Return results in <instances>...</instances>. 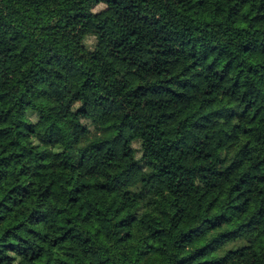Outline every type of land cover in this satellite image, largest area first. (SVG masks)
<instances>
[{
    "label": "trees",
    "instance_id": "obj_1",
    "mask_svg": "<svg viewBox=\"0 0 264 264\" xmlns=\"http://www.w3.org/2000/svg\"><path fill=\"white\" fill-rule=\"evenodd\" d=\"M0 264H264V0H0Z\"/></svg>",
    "mask_w": 264,
    "mask_h": 264
},
{
    "label": "rangeland",
    "instance_id": "obj_2",
    "mask_svg": "<svg viewBox=\"0 0 264 264\" xmlns=\"http://www.w3.org/2000/svg\"><path fill=\"white\" fill-rule=\"evenodd\" d=\"M102 7L101 6H98L97 8H100ZM113 120L110 119V118H105L104 119V122H112ZM166 178H168L169 180L173 181V182H179L181 186L183 187H187L190 183H192L193 181H197L200 179L201 177V174L200 172H196L194 174H189V175H185L183 176L182 178L180 177H176V176H173L169 173H164L163 174Z\"/></svg>",
    "mask_w": 264,
    "mask_h": 264
}]
</instances>
